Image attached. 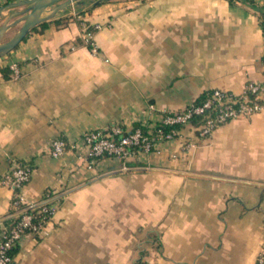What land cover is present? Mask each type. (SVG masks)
<instances>
[{
	"label": "crops",
	"instance_id": "0c3cea01",
	"mask_svg": "<svg viewBox=\"0 0 264 264\" xmlns=\"http://www.w3.org/2000/svg\"><path fill=\"white\" fill-rule=\"evenodd\" d=\"M78 18L101 23L97 51L83 43ZM263 54L258 10L244 0H104L65 24L30 30L0 56V177L13 159L28 162L25 198L49 195L57 208L9 264H134L142 248V264H257L264 110L207 137L182 130L125 161L50 148L86 129L153 125L208 89L264 87ZM12 194L0 183V220L14 209ZM150 231L159 249L147 242Z\"/></svg>",
	"mask_w": 264,
	"mask_h": 264
},
{
	"label": "built area",
	"instance_id": "2783aa9c",
	"mask_svg": "<svg viewBox=\"0 0 264 264\" xmlns=\"http://www.w3.org/2000/svg\"><path fill=\"white\" fill-rule=\"evenodd\" d=\"M81 38L84 44L93 51H97L94 34L101 28V23H87L80 20ZM264 63V54H263ZM11 77H18L20 69L16 62L10 63ZM263 86L257 82H249L244 89L235 93L231 90L214 88L207 92L201 103L194 101L180 111H174L161 118L162 123L174 124L185 123L192 114L206 113V120L193 128L196 137H207L220 124L240 116L251 115L264 110ZM247 92L253 93L250 98ZM208 111L211 113H208ZM197 131V134L195 131ZM178 131L172 128L163 131L162 128L152 129L144 132L140 127L124 128L115 123L107 127L86 129L76 139H65L56 137L51 141L50 153L60 155L66 149L79 150L86 148L92 160L101 156H111L125 161L128 158H137L143 153L150 152L158 142L173 139ZM32 175V166L23 160L13 159L11 167L0 177V183L12 189V206L21 210L20 217L10 226L2 225L0 222V264H9L13 254L10 250L17 248L27 235H36L45 231L49 219L57 208L56 199L50 197L36 201L25 198L23 189ZM26 208H34L33 211H24ZM264 230V217H263ZM257 264H264V242L256 257Z\"/></svg>",
	"mask_w": 264,
	"mask_h": 264
},
{
	"label": "trees",
	"instance_id": "16d2710c",
	"mask_svg": "<svg viewBox=\"0 0 264 264\" xmlns=\"http://www.w3.org/2000/svg\"><path fill=\"white\" fill-rule=\"evenodd\" d=\"M89 5H87L86 7H81L82 3H86L89 2ZM104 0H77L75 2V4L77 5V9H76V13L80 14L83 13L84 11H88L90 10L93 6L99 4L100 2H102ZM231 1V0H230ZM246 3H248L250 6L254 7L256 10H258L259 13V19H260V24L264 30V8L263 7H259L254 0H244ZM69 19V16H57L55 15V17H53L52 19L49 20H45L43 22H40L39 24H37L36 26H34L31 30L36 29L38 26L40 27V29L46 28L51 22L55 23L56 25H60V24H65L67 23ZM81 19H77L78 22H80ZM87 23L90 24V22L86 21ZM28 34V33H27ZM7 68H4V70ZM211 91V89H208L206 91H204L203 93H201L195 100L194 103H201L204 98L206 97L207 92ZM247 95L250 98L254 97L253 93L247 92ZM189 105L186 106V108ZM171 113V112H165L163 113V116ZM208 113H211V111ZM206 113H201V114H192L185 123H174V124H166V123H162L161 120L157 121L156 123H154L153 125H149L147 123L141 122V121H134L132 127L130 128H136V127H140L144 132H147V130L151 127L152 129H156V128H162L163 131H170L172 128L176 129L178 131V134L185 129H193L195 127H197L198 125H200L201 123H203L206 120ZM124 127V126H123ZM125 128V127H124ZM195 131V130H194ZM195 133L197 134V131H195ZM105 156V155H104ZM103 157V156H101ZM98 157V158H101ZM97 158V159H98ZM134 162V161H133ZM136 164V163H133ZM34 208H26L24 209V211H33ZM20 213L21 210L19 209H13L11 210V212L9 213L8 216L1 218L0 222L2 225L5 226H10L13 223H15V221H17V219L20 217ZM146 238H147V242H149V244L156 248L159 249L161 246V240L159 237L158 232L156 231H150L146 234ZM16 248H13L10 250V253L13 254V252L15 251ZM148 252V249L146 248H142L139 251V256L136 258V260L134 261V264H142L144 263L143 258L146 256Z\"/></svg>",
	"mask_w": 264,
	"mask_h": 264
},
{
	"label": "water",
	"instance_id": "95a60500",
	"mask_svg": "<svg viewBox=\"0 0 264 264\" xmlns=\"http://www.w3.org/2000/svg\"><path fill=\"white\" fill-rule=\"evenodd\" d=\"M77 0H12L0 5L2 10L10 9L8 15L0 23V56L11 51L37 24L52 19L59 11ZM24 6L21 9H12ZM15 17L14 19H11ZM20 23L17 31L7 40H3L5 32L13 25Z\"/></svg>",
	"mask_w": 264,
	"mask_h": 264
},
{
	"label": "rangeland",
	"instance_id": "374dc122",
	"mask_svg": "<svg viewBox=\"0 0 264 264\" xmlns=\"http://www.w3.org/2000/svg\"><path fill=\"white\" fill-rule=\"evenodd\" d=\"M89 3H90V1L89 2H86V3H82L81 4V7H86L87 5H89ZM72 5H74V6H72ZM22 7H24V6H19V7H15V8H12V9H21ZM76 9H77V5L72 3V4L68 5L65 9L61 10L59 12V15L60 14H63L64 16H69V17L75 18V17H77ZM9 11H10V9H6L5 13H2V16L0 17V23L6 17V15H8ZM70 11H72L73 13H70ZM14 18L15 17H13L11 19H14ZM79 24H80V22H79ZM19 25H20V23H17L15 25H13L12 27H10L5 32V34L3 36V40H7L8 38H10L17 31Z\"/></svg>",
	"mask_w": 264,
	"mask_h": 264
}]
</instances>
